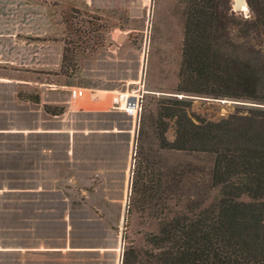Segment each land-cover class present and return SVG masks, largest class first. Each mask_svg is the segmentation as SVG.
Here are the masks:
<instances>
[{
	"label": "rangeland",
	"instance_id": "374dc122",
	"mask_svg": "<svg viewBox=\"0 0 264 264\" xmlns=\"http://www.w3.org/2000/svg\"><path fill=\"white\" fill-rule=\"evenodd\" d=\"M74 3L67 6L54 0L11 1L10 17L6 26L0 28L8 35L6 42H0V132L5 131V127L20 130L33 124L35 112L28 110L27 106L34 104L30 99L38 94L47 101L56 99L69 103L71 91L77 87L107 92L140 88L141 106L134 120L104 107L82 111L93 115L94 129H102L109 118L116 125L121 124L122 119L126 129L129 121L133 124L129 139L121 140L119 148L108 149V156L118 167L109 173L119 179L126 178L127 191L124 201L114 203L98 202L96 197L89 200L83 196L70 200L71 209L78 210V220L82 217L89 221L84 222L92 224L94 232L86 236L92 240H85L88 243L85 245L93 246V255L85 257L71 252L60 256V264H116L127 245L140 249L142 236L156 233L161 220L208 208L216 202L219 189L210 185L211 163L207 156L160 149L156 138V103L175 94L182 34L179 5L175 0H74ZM67 7L73 9L70 20L74 30L80 32V41L77 35L69 36L74 42L69 46L74 54L72 62L63 74L59 68L24 67L23 56L32 55L33 51L44 54L43 60L49 65L58 63V49L61 57L62 40L66 34L60 13L67 12ZM234 13L243 19L249 17L248 10ZM82 40H85V46L81 44ZM250 41L254 45L260 44L264 53L263 36L253 37ZM27 46L43 47L26 52ZM185 99L190 101L191 113L208 121L225 118L237 107H249L236 105L233 100L201 96ZM72 109L80 112L76 105ZM165 123L164 136L170 142L173 126L168 120ZM10 145L22 146L26 141L19 136L0 135V148ZM103 151L106 152L105 148L100 152ZM92 152L96 155L95 150ZM140 157L158 172L160 199L147 204L143 212L131 213L125 218L129 179L134 162ZM0 175V190H4L11 182L6 180L4 170ZM96 182L97 179L92 178L87 191L93 189ZM239 200L248 201L245 197ZM75 236L80 239L78 234ZM9 238L0 230V245L8 243ZM70 240L72 247L81 243L74 236ZM105 249L108 251L104 252ZM35 255L30 254V264L42 260Z\"/></svg>",
	"mask_w": 264,
	"mask_h": 264
},
{
	"label": "trees",
	"instance_id": "16d2710c",
	"mask_svg": "<svg viewBox=\"0 0 264 264\" xmlns=\"http://www.w3.org/2000/svg\"><path fill=\"white\" fill-rule=\"evenodd\" d=\"M244 1L246 19L231 12V0H175L182 17L175 94L259 106L237 107L225 118L208 121L190 112L189 99L156 103L159 148L207 156L210 185L218 187L219 196L197 213L161 220L156 233L142 236L140 249L129 244L122 250L118 264H264V53L250 41L264 37V0ZM67 10L60 13L66 33L61 74L74 57L69 36L80 41L70 20L73 9ZM30 101L37 104L38 97ZM42 109L48 115L62 113V108ZM165 120L173 126L170 142ZM134 163L125 218L143 212L161 194L152 165L144 157Z\"/></svg>",
	"mask_w": 264,
	"mask_h": 264
},
{
	"label": "crops",
	"instance_id": "0c3cea01",
	"mask_svg": "<svg viewBox=\"0 0 264 264\" xmlns=\"http://www.w3.org/2000/svg\"><path fill=\"white\" fill-rule=\"evenodd\" d=\"M11 1L0 0V28L6 26L10 17ZM54 1L59 5L75 4L74 0ZM7 36L0 29V42H6ZM29 47L26 52L41 50L43 46ZM32 55L23 56L24 67L59 68V49L56 65L47 64L41 52L33 51ZM43 106L60 107L62 113L48 115ZM73 106L56 99L47 101L38 94V103L27 106L35 112L34 123L20 130L5 127V131L0 132V135L19 136L26 141V145L0 148V171L4 170L6 180L11 182L7 183L6 189L0 190V230L10 236L8 243L0 245V264H30L29 256L33 253L42 258L36 264H60L61 253L93 255V246L85 245L88 244L85 240H92L86 237L94 232L92 224L82 217L78 220V210L71 209L70 200L80 196L89 200L96 197V201L103 203L125 200L127 179L109 173L118 167L108 156V149L119 148L121 140L129 139L133 124L129 121L126 129L122 119V123L116 125L109 118L102 129H94L93 115L77 113ZM5 116L7 118V114ZM102 148L106 152H100ZM93 149L96 155H93ZM94 177L97 182L87 191ZM78 222L80 226L77 227ZM77 234L81 243L72 247L69 240L73 236L77 240Z\"/></svg>",
	"mask_w": 264,
	"mask_h": 264
},
{
	"label": "built area",
	"instance_id": "2783aa9c",
	"mask_svg": "<svg viewBox=\"0 0 264 264\" xmlns=\"http://www.w3.org/2000/svg\"><path fill=\"white\" fill-rule=\"evenodd\" d=\"M103 92L107 94H104L103 98H101L100 96H94L98 94L96 90L78 87L73 88L70 95V102L76 105L78 111L104 107L107 111L120 113L134 120L141 106V90L139 87L131 90L126 88L123 92Z\"/></svg>",
	"mask_w": 264,
	"mask_h": 264
},
{
	"label": "water",
	"instance_id": "95a60500",
	"mask_svg": "<svg viewBox=\"0 0 264 264\" xmlns=\"http://www.w3.org/2000/svg\"><path fill=\"white\" fill-rule=\"evenodd\" d=\"M244 8V10L246 11L247 10V6H246V3L244 0H232V4H231V12H240L242 13V10L241 8ZM173 97H176V98H191L192 96H189V95H183V94H173ZM220 100V99H218ZM224 101V99H222ZM234 104L236 105H248V106H259V105H256V104H253V103H244L242 101H232Z\"/></svg>",
	"mask_w": 264,
	"mask_h": 264
},
{
	"label": "bare ground",
	"instance_id": "6f19581e",
	"mask_svg": "<svg viewBox=\"0 0 264 264\" xmlns=\"http://www.w3.org/2000/svg\"><path fill=\"white\" fill-rule=\"evenodd\" d=\"M241 9L244 10L243 7ZM136 83L138 84V82H136ZM139 86H140V82H139ZM98 94L100 95L101 98H103L104 94H107V93L106 92H103V91H98Z\"/></svg>",
	"mask_w": 264,
	"mask_h": 264
}]
</instances>
